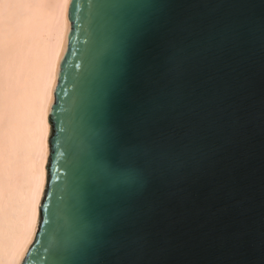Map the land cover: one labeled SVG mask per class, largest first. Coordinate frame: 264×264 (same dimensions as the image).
<instances>
[{
    "label": "water",
    "instance_id": "obj_1",
    "mask_svg": "<svg viewBox=\"0 0 264 264\" xmlns=\"http://www.w3.org/2000/svg\"><path fill=\"white\" fill-rule=\"evenodd\" d=\"M133 19L158 26L135 61L157 108L106 131L114 38ZM117 213L126 243L103 264H264V0H70L20 264H97L84 225Z\"/></svg>",
    "mask_w": 264,
    "mask_h": 264
},
{
    "label": "bare ground",
    "instance_id": "obj_2",
    "mask_svg": "<svg viewBox=\"0 0 264 264\" xmlns=\"http://www.w3.org/2000/svg\"><path fill=\"white\" fill-rule=\"evenodd\" d=\"M69 6L0 0V264H20L36 230Z\"/></svg>",
    "mask_w": 264,
    "mask_h": 264
},
{
    "label": "snow or ice",
    "instance_id": "obj_3",
    "mask_svg": "<svg viewBox=\"0 0 264 264\" xmlns=\"http://www.w3.org/2000/svg\"><path fill=\"white\" fill-rule=\"evenodd\" d=\"M158 30L147 19H133L127 23L114 38V57L107 82L100 97V126L110 131L125 121L144 126L153 120L157 106H154L153 92L148 81L151 67L147 59L143 61V71L135 65L137 54L144 41ZM161 161L166 159L161 158ZM152 154L145 157V166H152ZM107 183V181H106ZM112 193L102 184L100 195ZM124 213L108 215L106 224L101 226L87 221L84 225L86 235L90 234L89 243L96 247L97 264H103V258L116 255L126 243V233L121 228ZM107 232L106 238L97 240L94 233Z\"/></svg>",
    "mask_w": 264,
    "mask_h": 264
}]
</instances>
